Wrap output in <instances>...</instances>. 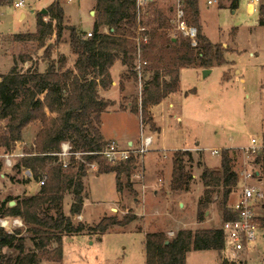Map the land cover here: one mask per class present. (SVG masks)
<instances>
[{
  "label": "trees",
  "instance_id": "obj_1",
  "mask_svg": "<svg viewBox=\"0 0 264 264\" xmlns=\"http://www.w3.org/2000/svg\"><path fill=\"white\" fill-rule=\"evenodd\" d=\"M94 1L96 16L92 36L88 39L75 26L63 25L64 11L58 0L45 8V14L37 12L34 33L15 36L17 40L36 42L38 47L44 48V56L49 58L51 46L45 45L46 40L54 36L58 42L63 31L67 30L68 45L75 56L73 69L66 66V58L60 54L56 61L50 59L42 72L27 69L21 73L14 64L6 75H0V120L7 122L4 132L0 133V149L8 153L21 140L27 126L39 123V131L25 150V156L13 168L29 169L32 179L36 181L43 173L47 179L33 195L0 201V217L18 218L22 223L21 228H13L11 232L0 228V264H40L41 261L61 264L63 237L84 231L89 235L104 234L114 226L127 227L137 219L134 212L129 210L121 220L113 216L103 217L94 227L72 222V217L81 214L87 196L84 192L86 165L83 161L87 164L97 162V175L114 173L116 192L121 194V176L127 178V187L131 188L129 180L136 167V159L129 158L125 163L112 165L98 155H83L80 159L70 158L69 167L63 170L56 158L48 155L58 152L61 142H67L73 152L92 153L105 146L100 117L112 102L101 98L97 88L106 89L111 85L109 69L116 61L125 66L119 83V90L122 91L125 80L137 79L134 68L139 44L141 58L147 62L141 74L145 77L150 73L151 79L143 85L140 103L132 98L128 110L140 116V125L146 124L153 132L158 129L154 126L150 107L178 90L180 69L206 70L227 64L222 45L209 41L202 34L198 0H181L186 25L197 29L196 45H192L189 39L177 36L172 43L162 47L158 46L156 38L172 30V17H167L168 14L172 15V8L167 15L157 11L150 22L149 19L143 21L147 17L145 11L140 14V19L137 18V9L132 1ZM237 3L238 0H230L228 6L236 10ZM44 17L48 18L46 22ZM257 22L264 26V3L259 7ZM101 26L112 31L101 34ZM26 60L23 58L21 62ZM124 109L125 106H119V110ZM221 151L218 168L206 167L201 163V155L198 157L203 194L196 204L197 222L203 221L205 210L217 192H221L219 205L222 222L235 218L226 203L232 188L238 184V174L233 168V155L237 151L232 148ZM192 157L193 153L187 150L173 152L170 192H189L193 175L188 171L187 164H192ZM253 164L264 166V150ZM67 195L72 197L69 216L63 212V201ZM10 200L14 201V205L9 206ZM260 206L258 223L264 229V200ZM224 242L223 231L216 228L194 232L179 230L171 239L162 231L146 232L143 240L145 264H187L185 257L188 252L214 250L220 253ZM4 250L10 251V255H6ZM221 264L237 263L222 258Z\"/></svg>",
  "mask_w": 264,
  "mask_h": 264
},
{
  "label": "rangeland",
  "instance_id": "obj_2",
  "mask_svg": "<svg viewBox=\"0 0 264 264\" xmlns=\"http://www.w3.org/2000/svg\"><path fill=\"white\" fill-rule=\"evenodd\" d=\"M49 1L30 0L29 5L21 10L13 9L6 0L1 1L0 75H6L14 64L21 73L27 69L42 72L50 63L49 60L56 61L60 54H64L67 67L71 64L67 30L63 31L58 42L54 36L46 40L45 45L51 46L49 58L44 56V48L38 47L36 42L15 38L16 35L35 32V16ZM58 1L67 20L64 19L63 25H74L84 32L92 30V16H96V13L91 16L89 12L92 0H74L71 3L66 0ZM250 1L238 0L237 9L232 10L228 6L230 0H218L217 4L210 6L206 5L205 0H198L202 34L209 41L222 45L224 57L228 60L227 66L213 67L205 79L191 69L182 72L180 90L193 89L197 97L192 99L190 92L187 99L176 101V96L173 110L164 107L161 112L163 118L158 121L162 131L160 135L151 131L146 124H142L143 129L140 125V116L139 120L131 115L103 117L102 127L106 137L116 136L120 146L125 147L127 138L137 143L142 135L148 136L152 142L148 152H151V155L146 153L141 161H136L137 168L133 170L129 180L131 188L127 187V178L121 176L120 195L116 193L112 174L96 176L98 171L86 169L83 182L84 192L88 197L82 209L83 219L89 225H94L103 217L113 216L121 220L129 210H132L135 214L138 213L137 220L124 228L114 226L98 239L94 237L92 244H88L81 235L64 238L61 264H145L144 232L162 231L171 239L179 230L194 232L198 229H221L222 210L219 205L221 192L214 194L213 202L205 210L203 221L197 222L196 219V204L203 194L199 179L201 168L197 166L199 155L202 164L208 168H215L221 159V148L226 145L242 148L235 149L237 152L233 155V168L239 175L243 169L253 165L252 159L246 158L243 154L244 148L250 144L249 138L259 139L264 150V26L257 22L258 6L251 5ZM149 2L152 4L149 5ZM149 2L144 7L147 17L143 18V21L149 19L152 22L157 11L167 15V11L173 6V0ZM91 11H94V6ZM21 12L26 13V18L21 17ZM167 17H173V13ZM172 32L173 29L168 33L169 36ZM23 58L27 60L21 62ZM150 75L147 73L142 78V88L145 82L151 79ZM124 95L120 100V106H128L132 98L140 103L142 89L139 90L137 79L125 80ZM174 114L181 115L182 121H176L173 118ZM6 123L5 120H0V133L4 132ZM38 128L39 123L26 127L21 140L16 142L9 152L24 154L39 131ZM195 143H199L204 151L198 148L190 151L193 153V162L187 164V169L193 175V181L189 192H170L172 151ZM157 150L160 152H156ZM212 150H217L219 154L212 155L210 153ZM2 151L4 150L0 149V153ZM19 159L20 157H12V166L9 168L0 159V174H3L8 182L9 179L15 178L36 181L25 178L21 169L13 168ZM256 169L259 170L260 181L253 184L264 190V166ZM145 184L150 187L143 188ZM239 185L238 179L237 186L232 188L228 197L226 207L230 208L235 203L241 191ZM10 197L13 198L0 194V201ZM69 203L70 197L67 196L64 201L65 211L68 210ZM72 221L77 224L78 217ZM256 239L236 258L231 257L229 251H221L219 255L215 251H195L186 255V262L220 264V259L223 258L237 264H264V231L257 233ZM4 251L6 255L11 253L8 250Z\"/></svg>",
  "mask_w": 264,
  "mask_h": 264
},
{
  "label": "built area",
  "instance_id": "obj_3",
  "mask_svg": "<svg viewBox=\"0 0 264 264\" xmlns=\"http://www.w3.org/2000/svg\"><path fill=\"white\" fill-rule=\"evenodd\" d=\"M9 4H11L12 8L15 10H21V8L29 5L30 0H6ZM71 3L74 0H66ZM132 1L135 4V8L137 9L138 19H140V14L144 12L145 5L149 2V0H128ZM218 0H205L206 5L210 6L213 4H217ZM251 5H257V12H259V7L262 4V0H251ZM173 17L170 20V25H172V35L170 37L182 36L186 39L192 41V45H196V34L197 29L194 26L186 25L184 20V10L182 8L181 0H173L172 6ZM43 20L46 22L48 20L47 17H44ZM175 31V32H174ZM92 36V32H88L84 34V38L88 39ZM146 39H143L145 41ZM138 42V40H137ZM135 68L134 71L137 76V80L139 83V90L142 89V69L147 62L141 58V48L138 44L136 54H135ZM142 126V124H141ZM144 129V126H142ZM250 144L248 147H245L243 150L244 156L248 159H252V164L254 159L259 155V153L263 150L261 148V144L259 139L250 137ZM152 142L150 137L141 136L137 143H134L130 146L126 145L125 147H121L119 143L114 140H109L105 143V146L97 152H73L71 146L67 142L60 143V149L56 153H50L49 156L56 158V162L60 164L63 170L67 169L70 164V158L80 159L81 156H92L98 155L103 160H105L108 164L117 165L120 163H125L129 158H134L136 161H141L143 156L148 153L149 147ZM212 155H218L219 152L217 150L210 151ZM24 154H18L13 152L6 153L2 151L0 153V159H2L4 165L6 167H11V158L12 157H24ZM86 165V169L88 170H98L97 162H92ZM137 167V163H136ZM135 167V168H136ZM256 165H249V168L243 169L238 175V179L240 180V194L238 195L235 203L230 206L231 212L235 214V218L222 222L221 230L224 234V248L222 251H229L231 257H237L239 254L243 253L250 244L254 243L257 239V233H263L264 229L258 223L260 204L264 200V190L254 185L253 182L259 183L260 181V173ZM24 177L27 175L31 177V172L29 169H25ZM46 174H42L37 180L38 187L41 188L45 184ZM21 228L22 223L18 218H2L0 217V228L11 232V228ZM10 229V230H8Z\"/></svg>",
  "mask_w": 264,
  "mask_h": 264
},
{
  "label": "crops",
  "instance_id": "obj_4",
  "mask_svg": "<svg viewBox=\"0 0 264 264\" xmlns=\"http://www.w3.org/2000/svg\"><path fill=\"white\" fill-rule=\"evenodd\" d=\"M150 1H152V0H150ZM54 2V0H50L48 3H46V5H44V8H42V9H45L46 7H48L51 3H53ZM93 6H95V1L94 0H92V4H91V8L89 9V12H90V14H91V16L94 14V13H96V11H91V9H92V7ZM199 6H200V4H199ZM31 13H33L32 11H30ZM94 12V13H93ZM22 16H24V18H26V13H24V12H21V17ZM64 19L66 20V18H65V16H64ZM92 19H93V24H94V21H95V16H92ZM67 21V20H66ZM93 24H92V27H93ZM69 25V24H68ZM70 26V25H69ZM72 26H74V25H72ZM78 30L79 31H81L82 33H84V34H86V33H88V32H92V30H93V28H92V30H88V32H84V31H82V30H80L79 28H78ZM110 31H112V30H110L108 27H106V26H101L100 28H99V32L101 33V34H105V33H108V32H110ZM175 40V38H173V37H170L169 36V34H167V33H161V34H159L158 36H157V38H156V42L158 43V46L159 47H162V46H166V45H169L170 43H172V41H174ZM69 50H70V47H69ZM62 55H64V54H62ZM66 55V54H65ZM68 55V54H67ZM224 55V54H223ZM71 56H72V59H71V64L68 66V68L69 67H71V69H73V65H74V59H75V56H74V54L71 52ZM225 59H226V61H228L227 60V58L225 57ZM226 67L227 66V64H224V65H222L221 67ZM114 69H116L115 70V75L113 74V70ZM189 69H191V70H194L196 73H200L201 74V71L202 70H199V69H193V68H189ZM188 69V70H189ZM210 69V73H211V71H212V69H213V67H211V68H209ZM226 69V68H225ZM184 70H187V69H180V71H179V88H178V90L176 91V92H174L173 94H170V95H168L166 98H164L161 102H159L157 105H155V106H151L150 107V114H151V117H152V120H153V123H154V126H156L157 127V129H158V131L156 132L158 135H160L161 133H162V131H161V128H160V125H159V123H158V121H160V120H162V115H161V112H162V110L164 109V107H166L167 109H171V110H173L174 109V105H175V103H174V98L176 97V101L177 100H180V101H182V100H185V99H187V97H188V93H190V92H192V93H190V96L192 97V99H195L197 96H196V93L193 91V89H190V91L188 90V91H182V90H180V81H181V77H182V72L184 71ZM125 71V66L120 62V61H116L115 63H114V65L109 69V75H110V77H111V79H112V83H111V85L109 86V87H107L106 89H102L101 87H98L97 88V94H99V96L101 97V98H103V99H105V100H110L111 102H112V105L107 109V112L106 113H103L102 115H101V117H100V131H101V136H102V138H103V140L105 141V142H108L109 140H114V141H116L117 143H118V141H117V139L118 138H116V136H111V137H106V135L104 134V132H103V127H102V119H103V117L105 116V115H110V116H116V115H128V116H134L135 118H137L138 120H139V118H138V116H135L134 114H132L129 110H128V106H126V109H124V111H121V110H119V103H120V100L125 96L124 95V91H125V84H124V88H123V90L122 91H120L119 90V83H120V81H121V75L123 74V72ZM209 73V74H210ZM202 75V74H201ZM201 78H202V76H201ZM202 79H204V78H202ZM189 96V97H190ZM182 103V102H181ZM127 105H129V104H127ZM167 116H169L168 114H167ZM160 118V119H159ZM173 118H175V120L176 121H179V122H181L182 121V116L181 115H177V114H174L173 115ZM30 126V125H29ZM29 126H27V127H29ZM36 135V134H35ZM125 144L126 145H128V146H130V145H132V144H134L133 143V141H132V139H130V138H127V139H125ZM193 148H198V149H200V150H203L204 151V149L199 145V143H195L194 145H192V146H188V147H180V148H175L172 152H175V150H187V151H192V149ZM225 148H232V149H242V148H239V147H237V146H234V145H226L225 147H223V148H221V150L222 149H225ZM156 152H160L159 150H157ZM151 153V152H150ZM150 153H148V154H150ZM148 154L146 155V156H148ZM151 155V154H150ZM149 155V156H150ZM144 158H147V157H144ZM145 164H146V159H145ZM219 165H220V161H219ZM219 165L218 166H214L215 168H217V167H219ZM137 168V167H136ZM135 168V169H136ZM134 169V170H135ZM24 172H25V169L24 168H21V173H22V175L24 174ZM110 174H112L113 175V177H114V179H115V190H116V177L114 176V173H111V172H109ZM101 175H103V174H101ZM104 175H106V174H104ZM24 176V175H23ZM96 176H99V175H96ZM95 176V177H96ZM132 176V175H131ZM27 177L29 178V179H32V178H30L29 177V175H27ZM0 181H1V187H0V194H1V196H13V198H15V197H22V196H29V195H33V194H35V193H37L38 191H39V187H38V184H37V182L36 181H31V180H26V181H23V179H14V180H11V179H9V182L6 180V178L4 177V175L3 174H0ZM13 181L15 182L14 184H13ZM148 183V182H147ZM146 183V184H147ZM143 185V188H147V187H150V186H147V185ZM35 187H37V190H35ZM140 191V190H139ZM117 193V192H116ZM119 195H120V193H118ZM67 196H69L70 197V203H69V205H68V212L67 211H65L64 210V201H65V198L67 197ZM65 198H64V201H63V212H65V214L67 215V216H69V207H70V204H71V202H72V197L70 196V195H67ZM88 197V194H87V196H86V198ZM85 198V199H86ZM85 199H84V201H85ZM4 201V200H3ZM83 205H84V203H83ZM82 209H83V207H82ZM112 209V206L110 207V210ZM82 211V210H81ZM83 212V211H82ZM82 212H81V214L80 215H77V216H75V217H73V218H77L78 217V221H77V223L78 222H80V223H82L85 227H94V225L95 224H97V223H95L94 225H89L88 223H86L85 221H84V219H83V214H82ZM135 214V213H134ZM136 214H138V213H136ZM135 214V215H136ZM72 218V219H73ZM136 218H137V215H136ZM137 220V219H136ZM135 220V221H136ZM73 222V221H72ZM134 222V221H133ZM132 223V222H131ZM130 223V224H131ZM74 224V223H73ZM129 225V224H128ZM113 228V227H112ZM111 230V229H110ZM109 230V231H110ZM108 232V231H107ZM88 232H86V231H84V232H82V233H79V234H77V235H81V236H83L85 239H86V242H88V244H92L93 243V239H94V237L95 238H99L101 235H103V234H94V235H89V234H87ZM105 234V233H104ZM144 234H145V232H144ZM77 235H72V236H65V237H63V239L64 238H70V237H73V236H77ZM63 239H62V241H63ZM211 251H214V250H211ZM5 252V251H4ZM191 252H193V251H191ZM196 252H205V251H196ZM215 252H217V251H215ZM189 253V252H188ZM187 253V254H188ZM186 254V255H187ZM217 254L219 255V253L217 252ZM48 261H41V263L40 264H45V263H47ZM49 263H53V262H49ZM56 264V263H55ZM220 264H221V259H220Z\"/></svg>",
  "mask_w": 264,
  "mask_h": 264
},
{
  "label": "water",
  "instance_id": "obj_5",
  "mask_svg": "<svg viewBox=\"0 0 264 264\" xmlns=\"http://www.w3.org/2000/svg\"><path fill=\"white\" fill-rule=\"evenodd\" d=\"M40 12H41L42 14H45V13H46V12H45V9H41ZM93 13H94V12H93ZM209 73H210V69L202 70V71H201L202 78L205 79L208 75H210ZM12 205H14V201H10L9 206H12Z\"/></svg>",
  "mask_w": 264,
  "mask_h": 264
}]
</instances>
